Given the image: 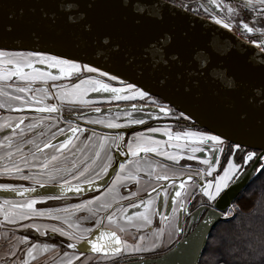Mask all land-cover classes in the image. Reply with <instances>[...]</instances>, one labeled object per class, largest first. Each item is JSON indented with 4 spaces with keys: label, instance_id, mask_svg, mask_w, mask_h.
<instances>
[{
    "label": "snow or ice",
    "instance_id": "obj_1",
    "mask_svg": "<svg viewBox=\"0 0 264 264\" xmlns=\"http://www.w3.org/2000/svg\"><path fill=\"white\" fill-rule=\"evenodd\" d=\"M264 4V0H261ZM229 12L233 11L231 8ZM0 14L3 15L4 23L0 26V42L8 36L18 32L26 31L29 37L37 44H45L64 39L68 34L81 43H96L103 46L106 50L114 54H123L129 63L142 62L147 63L156 73L160 74V83L167 86L170 79L176 81H185V93H191L193 87H199V77L207 74L208 57L199 55V65L193 61L189 63L180 54V48L189 38L190 33L186 28H182L184 18L179 14L173 17L170 14L169 7L160 3V0H33L30 3H18L17 0H3L0 3ZM216 24H222L224 28L230 25L221 19H215ZM248 33L254 31L247 23L243 25ZM264 36V33H261ZM264 52V41L256 44ZM47 65L48 68L58 69L60 75L54 76L50 72H41L36 65ZM8 67V71H4ZM86 68L88 73L98 71L97 67L82 65L74 62L73 59L60 58L57 55H45L42 51H33L24 53H6L0 51V82H9L13 77L24 82L23 86L12 87L6 90L0 86V96L5 98V103H0V108L8 107V110L16 113H24L26 109L39 113L58 114L60 107L58 104H46L45 100L50 99L47 90L43 95L30 96L29 93L34 90L29 87L37 81L47 83L48 80L56 81L62 76H68L72 73H80ZM30 69L31 71H26ZM256 71L259 74V82L249 89L245 81L239 77L229 80L223 73L217 74V81H223L226 87L238 93V100L232 101L229 107L233 108L236 118L241 124H254L252 131L259 137V143H248L245 145L242 141H233L231 136H222L221 134L210 135L198 131H184L172 133L164 131V135L169 140L183 139L190 148V155L186 158L189 160L197 159L196 153L203 152L205 146L209 147L212 155L207 159L200 161L205 165L202 175L212 177V180L200 186L202 199L201 205L204 211L208 212V217L204 220L203 227H207L210 220L217 215V210L221 204L231 195V191L242 183V177L247 178L253 172L260 171L264 176V64H261ZM101 77L107 76L109 80H119L120 87H113L99 79H88L81 81L71 90L64 89L57 91L54 95L60 104L65 102L69 104H87L83 95L88 91L110 93L112 98L120 100H135L149 98L152 94L144 88L137 87L133 83H125L115 74H108L100 71ZM82 85H88L82 88ZM35 91L39 92V89ZM155 101L153 100V103ZM35 105L34 108L30 107ZM142 111V109H139ZM99 113L101 110L96 108ZM160 112H170V108L161 107ZM26 116H19L15 120H8L0 123V133L5 134L4 142H0V148L7 149L5 156H0V161H4V172L15 175L19 180L31 181L34 185L41 188L47 185H58L59 196L49 194L42 196L40 200L27 199L18 204H12L9 201L11 211L0 208L4 211V219L7 223L16 225L20 221L31 220L34 217H48L52 220L60 221L62 219L59 213H69L68 208H55L47 212L36 211L35 205L46 202L47 200L59 199L60 196L67 193H80L84 189L82 183L93 184L91 173L100 176L107 174L113 165L112 150L124 156L132 158L140 156L141 153H155L161 155L159 142L150 140L142 135L133 137L131 142H125L123 136H97L95 132L92 136L85 137L87 129H82L79 125L69 124L70 135L65 128L58 127L53 122L48 124L47 139H41L45 136L44 121H34L26 123ZM59 117L57 116V120ZM128 120L131 124H144L143 119H133L131 113H128ZM88 123L100 124L109 129H120L127 125L115 123L111 120H89ZM35 138L27 139L29 133H37ZM152 132L160 131L157 128H151ZM57 133L65 136L62 142L56 143ZM96 141L93 143V141ZM226 142L231 144L229 155L224 159V165L221 166L217 156L224 151L223 147ZM29 147V153L26 155L24 147ZM176 147L175 144L172 145ZM240 151V159L235 158L232 149ZM51 150V151H49ZM90 150V152H89ZM126 150V151H125ZM79 153L81 160H76ZM87 159H84L85 155ZM103 155V160L101 157ZM165 155H167L165 153ZM184 157L167 155V159L179 161ZM251 164V168L248 165ZM29 174H25V170ZM35 169V171H33ZM141 163L135 159H128L127 163L119 164V173L115 177L112 186L107 189L105 196H97L95 199L87 200L85 203L77 205V209L88 211L90 217L94 219L95 227L82 228L79 223L70 221L67 216L63 217V223L70 230L63 227L53 226L51 229L45 228L42 235L49 231L53 234H59L66 237L67 248L76 250L78 244L86 242L85 248L80 249V254L68 256L64 264H76L81 260V256L89 248L93 253H103L104 256L109 254L116 255L120 253L135 254L150 252L155 246L145 245V236L140 235L137 243H128L122 234L128 231L129 226L134 221H141L145 226L152 224L150 210L155 204V198L147 201L144 212H137L133 217L123 207H117L120 204L116 192L122 180L135 181L141 183L140 176ZM149 177L155 176L157 181L176 179L175 174H170V170L155 172L149 168L146 173ZM71 177V178H69ZM189 176L188 180L191 181ZM77 181V183H73ZM167 188L168 185L163 186ZM0 190L7 192H17L20 196L32 194L37 191L36 187L15 188L8 184L0 186ZM152 191L160 190L153 188ZM185 191V182L181 180L179 185L173 187V197L177 203L176 207L171 208L172 216L164 217L170 222L178 225L179 214L186 211L187 205L180 203L182 192ZM137 193H132L135 196ZM112 195V198L108 197ZM151 195V193H149ZM127 198V197H126ZM169 193L164 191L163 203L167 204ZM99 202V203H97ZM133 208L139 209L140 205L133 203ZM250 211L255 205H241V210L245 208ZM18 210V211H17ZM200 213L198 212L197 215ZM219 215L223 216V212ZM240 220V213L233 212L228 223L236 225ZM123 221V222H121ZM28 228L40 232V228L35 224L26 225ZM202 230V229H201ZM98 231V235L93 236ZM175 231L181 229L177 226ZM237 235L230 236L221 234L205 238V247L215 250L216 254L223 258V264H228L227 257L232 256L234 259L243 260L244 264H264V219H262L260 230L257 231L252 226H246L244 233L240 232V226L236 228ZM162 238V237H161ZM191 242V241H189ZM241 242L243 246L241 247ZM25 245V250L20 253L22 259L20 264H33L37 259L40 251L47 252L48 245L33 243L27 237L20 241ZM148 264V261H144Z\"/></svg>",
    "mask_w": 264,
    "mask_h": 264
},
{
    "label": "water",
    "instance_id": "obj_2",
    "mask_svg": "<svg viewBox=\"0 0 264 264\" xmlns=\"http://www.w3.org/2000/svg\"><path fill=\"white\" fill-rule=\"evenodd\" d=\"M18 3H30L33 0H17ZM147 3L148 0H143ZM3 3V0H0ZM160 3L169 7L170 14L175 17L179 14L184 18L182 28H186L190 33L189 38L184 42L180 48V54L189 63L195 61L199 65L198 56L204 55L208 57L206 68L207 74L199 77V87H193V91L185 93L184 87L187 80L181 82L174 78L170 79L167 86L160 83V74L154 72L147 63L136 62L129 63L127 58L123 55L114 54L106 50L103 46L96 43H81L68 34L64 39L45 44H37L32 40L26 31H18L2 42H0V50L19 51V52H33L42 51L43 54L57 55L64 58H71L84 65L97 67L100 71H105L108 74H115L120 80L125 83H135L137 87L147 89L153 96L162 100L166 105L179 111L182 115L193 121L195 125L209 132L221 134L222 136H231L233 141H242L247 145L248 143H259V137L252 131L254 124H241L237 118L235 110L229 107L230 102L238 100V93L234 92L231 87H226L223 81H217V74L223 73L228 76L229 80L234 78H241L249 89L259 82V74L256 69L264 64V52L256 45L246 42L231 29L224 28L222 24H216L208 18L196 15L186 9H183L166 0H160ZM4 23L3 15L0 14V26ZM37 69L41 72H53L56 76L60 75L58 69L48 68L47 65L39 64ZM27 71H31L27 69ZM97 74V73H96ZM99 75V74H98ZM62 78V77H61ZM97 93V92H94ZM95 96V95H94ZM99 98H112L110 93L98 92ZM113 99V98H112ZM62 109V108H61ZM155 111L154 107H143L140 105H121L115 108V111ZM114 110V109H113ZM111 109H102L99 113L93 112H72L64 113V117L71 118L73 122L80 123L85 129L97 130L106 134H119L127 138L128 134L135 129H140L139 125L124 127L120 129H109L100 124H91L82 119L88 116H96L100 114H107L113 112ZM66 117V118H67ZM82 119H81V118ZM128 121V119L124 120ZM70 135V130L68 131ZM157 137L168 140L169 137L164 135ZM64 135H61L57 141H63ZM183 140V139H181ZM169 151H175L167 148ZM180 149V148H179ZM181 151V149H180ZM201 157H208L207 152L200 155ZM218 157V156H217ZM126 157L119 156L116 153L114 164L109 169L104 177L93 180L92 185L82 183L81 187L84 189L80 193H67L63 196H79L95 193L106 187L115 175L118 165L124 162ZM251 168V166L249 167ZM256 172L246 179H242L235 190L231 191V195L221 204L217 210V215L214 216L207 227H203L205 218L208 217V212L205 213L200 221H197V214L191 218L187 231L172 248L167 252L155 258L144 259H130L128 264H200L201 258L206 250L205 238L209 237V233L216 228V226L223 220V214L228 208L232 206L238 195L247 187V185L254 178ZM179 185V184H178ZM27 188V187H22ZM37 191L32 194L20 196L17 192H7L0 190V198L5 199H36L42 198L49 194L59 196V186L52 185L44 188L36 187ZM176 201L173 197V188L166 204V213L171 212V208L175 207ZM164 206L163 194L159 197L158 209L162 211ZM203 208H200L196 213H201ZM181 219H182V214ZM181 220L179 226H181ZM202 229V230H201ZM98 235V231L92 234ZM191 241V242H189ZM86 242L78 245L77 249L85 248ZM86 253H93L90 248ZM117 255V254H116ZM109 254L107 257L116 256Z\"/></svg>",
    "mask_w": 264,
    "mask_h": 264
},
{
    "label": "rangeland",
    "instance_id": "obj_3",
    "mask_svg": "<svg viewBox=\"0 0 264 264\" xmlns=\"http://www.w3.org/2000/svg\"><path fill=\"white\" fill-rule=\"evenodd\" d=\"M219 1L221 3H223V2L226 3L225 10H228V8L233 9L236 6L239 7V5H242V7L245 8V9L244 8H241V9L246 10V13H248L247 9L253 8V7L256 10L259 7H262V10H264V4L261 3V0H237L238 2L239 1L240 2L239 3L235 2L236 4L231 3L230 1H227V0H219ZM191 7H193V6H190L189 8H191ZM251 14H252V12H250V15ZM236 15H237L236 13L231 14V17H228L227 19H225V22L228 23L229 25L232 24L233 27L240 28V29H238L239 30L238 32H240L242 34L244 33L243 35L246 36L247 39H249V38L251 39V37H253V34L256 35V32L259 30H260V32L264 33V30H261L259 28H254L255 30L252 33L246 32L244 27H243V23L240 20H237V19H239V17H237ZM261 15H264V14H261ZM252 16L257 17V13L252 15ZM223 17H224V14H223ZM255 17H254V19H255ZM0 51H4V50H0ZM4 52H6V53H24V54L28 53V52L6 51V50ZM79 64H81V63H79ZM38 65L39 64H37L36 67ZM82 65H84V64H82ZM3 70L8 71V67H4ZM26 71H27V69H26ZM50 73H52V75L56 76V74H53V72H50ZM100 77L101 76L96 74V73H88L86 68H84V70L81 71L80 73H72L68 76H62L61 79L56 80V81L50 80V81H47V83H44L42 81H37L36 83L29 85V87H31L34 90L33 92H30L29 95L30 96L43 95V92L46 89L50 99L45 100L44 103L55 104L54 102L56 101L57 98L55 97L54 94L57 91L64 90V89L71 90L75 87V85L80 84L81 81H83V80L99 79V80H102L103 82L105 80V83H109L113 87H115V85H113V84L118 82L116 80H109L107 76L101 77L102 79ZM23 83L24 82L19 81L17 78L13 77L12 80L9 82H0V86H3L6 88V90L10 91V88L16 87V86H23ZM87 87H89V86L88 85H82V88H87ZM36 89H39L40 91L37 92V91H35ZM83 99L86 100L88 103L87 104H69V103L65 102L63 104H60L59 101H56L57 102L56 104H58L60 107V112L58 114L53 113V114H51V116L48 113H39V112H36L33 110H28V109H26V111L24 113L11 112L8 110V107L6 106L4 108H0V123L6 122L8 120H15L21 115L26 116L28 118L26 120V123L43 120L44 126H45L44 131L46 134L41 139H47V136L49 135V133L47 132L46 126L50 123L55 122L58 124V127L65 128L66 130L69 129L68 121H70V120L72 121V119L68 118L67 116L64 117L63 116L64 113L66 114L69 111H72L73 113L74 112H82L83 113V112H89V111L93 112V111H95L96 108H99L100 110H102V109H111V110L114 109V110H113V112L107 113V114L88 116V117H84L83 119L81 117L80 118L82 119V121L83 120L89 121V120H96V119L111 120L112 122H115V123H121V124L127 125L126 128L130 127V126L132 127L135 125H139L140 129L138 127V129H135L133 131V133L132 132L130 133L131 135L135 134V135L131 136L130 139L132 138V140H133L134 136H137V135L143 136V134H144V137H146L150 140H154V141L159 142V146H162L161 143H163L164 141H163V139L157 137V135L163 136L165 130H168L170 132L173 131V128H174L173 124H164L163 125V123H159L163 127L168 126L167 128L166 127L161 128L158 125L146 127V123L145 124H131L129 122V120L124 121L125 119L126 120L128 119V113H131V116L133 119H143L145 122H148V123L149 122H156V121H160V120H165V118H162V116H161L162 113L160 111H158L156 113L142 112V111H140V112H138V111L137 112L136 111L135 112L134 111H123V112L122 111H115V108H117L123 104L136 103V102L139 103V102L145 101L147 98L146 99L137 98L135 100L117 101V100L112 99V98H99L98 92L94 93L93 91H88L86 94L83 95ZM148 99H150V97ZM154 101H155L154 103L158 102L156 100H154ZM149 102H152V100L150 99L147 103H149ZM0 103H5V98L2 96H0ZM30 107L34 108L35 105H32ZM57 116L59 117L58 120H57ZM66 117H67V119H66ZM61 118H63L64 120L61 121ZM70 124L71 125H79L80 128L85 129L82 127V125L80 123L74 122V123H70ZM148 126H150V125H148ZM171 127H172V129H170ZM142 128H145V129H142ZM151 128H157V129H160V131L152 132L150 130ZM142 130H147V131L144 132ZM38 132H39V129L37 130V133H29L28 137H26V138L27 139L35 138L37 136ZM93 132H95L97 134V136H101V134L97 133L98 132L97 130L87 129L85 137H82L81 139H86V137L92 136ZM146 133H148L149 135ZM5 134H10V133H0V142H4ZM61 135L62 134L57 133V139L59 137H61ZM57 139L55 141L56 143L62 142V141H57ZM131 141H128V142H131ZM95 142L96 141L94 140L93 143H95ZM22 147H24V145H22ZM29 147L30 146L24 147V152L26 155L29 153ZM179 148L184 149V150L187 149L186 147H179ZM234 150H236V149H234ZM49 151H51V150H49ZM89 152H90V150H89ZM160 152L162 153L161 155H156L155 153H152V155H154L156 157H165V158H167V155H173V156L180 157L178 154H175L174 152L166 153L165 151H162V150H160ZM165 153L167 155H165ZM6 154H7V149L0 148V156H5ZM146 154L147 153H141L140 156L141 155L146 156ZM148 154H150V153H148ZM87 158H88V155L86 153L84 159H87ZM129 158L130 159H136L137 157L132 158L129 155ZM76 160H78V161L81 160L80 155L76 156ZM4 163H5L4 161H0V186H3L4 184H8V185L15 187V188L38 187V185H34L31 181L19 180L16 178L15 175H10V174L5 173L3 170L4 169ZM219 163H221V162H219ZM33 171H35V169H33ZM154 171H156V169H154ZM156 172H158V169ZM25 174L26 175L29 174L27 169L25 170ZM93 174H95V173H91L90 175L92 176ZM118 174H120V173L117 172V175ZM101 176H103V175L92 177V179L96 180V179L100 178ZM69 178H71V177H69ZM114 181H115V178L113 179V182ZM73 183L75 184V183H77V181H73ZM128 183H129V180H122L120 182L119 186L117 187V188H119V190L115 194H118V198L120 200V204L117 205V207L125 208L128 211V213H129V211L136 212L135 214L131 215V216L135 217L138 211L141 213L144 212L145 203L143 200H141V198H136V195L135 196L131 195L132 193H136V192H135V189L133 187L129 186ZM47 186H52V185L49 184ZM193 188H194V185L191 184L187 190V195H188V193L189 194L193 193ZM199 188H198V191H199ZM99 193H100V191H99ZM99 193L96 192L94 194L79 195V196H60L59 199H54V200L46 201L43 203H38L34 206L36 210H39L37 208H45L42 210V212H47L50 209H55V208H62V209L68 208V209H70L71 211L69 212V214L68 213H59V215L62 214L61 215L62 219L60 221L52 220L48 217H34L31 220L20 221L16 225L9 224V223L7 225V222L4 219L5 212L0 211V251H3V254L0 255V256H2V258H0V264H20V261L22 259L20 253L25 250V245L20 243V241L23 237H27L33 243H38L41 245H48L49 250L47 252H43V251L38 252L37 259H36V261L33 262V264H64V262L68 258L65 255V253H67L68 256H75L77 254H80L78 249L73 250V249L67 248V243H69V241H67L66 237H62L59 234H53L51 231H49L46 235H42L41 233L44 232L45 228L51 229L53 226L63 227V228H65V230H70L67 228V225L63 223V217L64 216H67V218L72 222L79 223L82 228H88V227L94 228L95 227L94 219L90 217L89 212L86 210L82 211V210L77 209V205L81 204V203H85L87 200L95 199V197H97V196H102L103 194L107 193V191L105 190L104 192L101 193V195H99ZM115 194H113V195H115ZM108 198L111 199L112 195L109 196ZM27 199L28 198H24V199H5V198L2 199V198H0V208L11 211L9 204L5 203L6 201L11 202L12 204H18V203H21ZM36 199L40 200L41 198H36ZM184 201H186V199H184ZM97 203H99V202H97ZM133 203L139 204L140 205L139 209L133 208L132 207ZM153 209H154V207H153ZM153 209L150 210L151 217H152ZM235 209H236V207L233 203L232 206L230 208H228L227 211L224 213L225 220L230 218L231 214L233 212H235ZM121 222H123V221H121ZM168 222H169L168 220L161 218L159 215L157 217V220L155 218H154V220L152 219L151 225L153 227H155V232L153 234H151L150 232L147 231V228L150 229V227H152L151 225H149L146 228V226L141 221H134V224L139 225V227L129 226L128 231L123 234L124 239H126L128 241V243H130V244L131 243H137L138 237L140 235H144L145 236V245L149 246V247H152L153 241H155V246L153 247L152 251H150V252L146 251L144 253H135V255H139V254L153 255V254H155L154 252H162V251L166 250V247L169 248V246H170L169 244H171L172 242L182 238V235L176 234L177 232H175L174 223L173 222L168 223ZM30 224L37 225L40 228V232H36L35 229H33V228L26 227V225H30ZM168 228L169 229L172 228L173 232H172V234H169V236L168 235L166 236ZM136 231H141L142 233L140 235H138V234H135ZM164 237L166 239H164ZM151 253H153V254H151ZM122 254H126V253H122ZM83 255L81 256L80 261H76V264H77V262H79V263L88 262L92 259H97L100 263L112 260L111 257L110 258H108V257L99 258L96 256L97 257L96 258L94 255L93 256L92 255L83 256ZM127 255H132V254H127Z\"/></svg>",
    "mask_w": 264,
    "mask_h": 264
},
{
    "label": "flooded vegetation",
    "instance_id": "obj_4",
    "mask_svg": "<svg viewBox=\"0 0 264 264\" xmlns=\"http://www.w3.org/2000/svg\"><path fill=\"white\" fill-rule=\"evenodd\" d=\"M166 1L173 3V4L179 6L183 9H186V10H188V11H190L196 15H199L201 17H205V18H208V19L214 20V21H215V19H221L225 22V19H227L228 17H231V14L236 13L237 14L236 16L239 17V19H237V20H240L243 23V25L245 23H247L250 27L259 28L261 30H264L263 29L264 28V24H263L264 23V15H261V14H264V10H262V7H259L257 10L254 9V7L249 8V9H247L248 13H246V10L241 9L244 7H242V5H239L240 8L238 6H236L232 9L233 11L229 12L228 10H225L226 3H224V2L221 3L219 0H166ZM227 1H230L231 3H234V4H236L235 2H238L237 0H227ZM190 6H193V7L189 8ZM250 12H252L251 15H250ZM256 13H257V17L254 16L255 17V19H254V17L252 15H254ZM223 14H224V17H223ZM230 26L232 28V29L230 28L232 30V32L237 34L239 37H241L246 42H249L251 44L256 45V44L264 41V36L261 35L262 32H260V30L256 32V35L253 34V37H251V39L250 38L247 39V37L243 35L244 33L242 34V33L238 32L239 31L238 29H240V28L233 27L232 24H230ZM104 82H105V80H104ZM113 85H115V87L121 86L119 81ZM150 99L152 100V102L147 103ZM150 99L147 98L145 101H142L139 103L136 102V103L123 104V105H140L143 107H154V108H156L155 111H151V110L142 111V112H153V113L158 112L159 108H161V107L171 109V111L167 112V113L161 112L162 113L161 116H162V118H165V120H160V121H156V122H149V123L145 122L146 127L158 125L161 128H165L166 126L163 127L159 123H163V125L164 124H173L174 128H173V131H171V132L174 134L184 132V131H198V132H202L205 134L214 135L213 133L209 132L208 130L202 129V128L198 127L197 125H195V123L193 121L189 120L187 117L182 115L179 111H177V110L171 108L170 106L166 105L159 98L150 96ZM153 100H156L158 102L153 103ZM68 113H70V112H68ZM63 120L64 119L61 118V121H63ZM70 123H74V122H72L70 120V121H68V124H70ZM148 125H150V126H148ZM145 128H142V129H145ZM170 129H172V127ZM69 130L70 129H68L67 131H69ZM142 131L145 132L147 130H142ZM97 133H99L101 135H108L106 133L104 134V133L99 132V131ZM146 134H148V133H146ZM111 135L112 136H120L119 134H117V135L116 134H110V136ZM133 135H135V134H132V135L128 134L127 138L125 139V142L131 141L132 138L130 139V137ZM143 136H144V134H143ZM165 142L168 143V146H167L168 148H170L172 150L175 149V151H177V153L178 152L180 153L179 156L184 157V158L180 159L179 161H172V160H169L167 158L165 159L162 157H156V156L152 155V153H150V154L147 153L146 156H139L135 160L140 162L142 165L143 170L138 173V175L140 176V179H141V183L137 184L135 181L129 180L128 184H129V186H131L135 189V192L137 193L136 198H141V200L144 201L145 205L147 204V201L149 199H151L153 197L155 198V204H154V209H153V213H152V219L153 220H154V218L157 220L158 215L163 219H164V217H171L172 216V212H170L169 214L166 213V204H164L161 212H159V209H158L159 197L161 194H164V191H167L169 193V196H170L172 188L174 187V185H178L181 182V180H183L185 182V191L182 192V197H185L187 195V190H188L189 186L191 184H193L194 185L193 193L192 194L188 193L186 201H184V199H182L180 201V203H184L187 205L186 211L183 212L182 219H181V214H179L178 225L176 223H174L175 228L178 226L181 229V231H179V232L175 231V232H177L176 234L182 235V237H183V235L185 234V232L188 229L191 218L197 214L196 212L200 208H202V205L200 202L204 198H202L200 191H198V188L200 186H202L204 183H207L208 181L212 180V177H205L204 175H202L206 166L203 165L202 163H200L201 160L207 159L208 157H210L212 155V152L209 150L208 146H205V150L203 152H199V153L195 154L197 156V159L189 160L186 157L191 154L190 148H189V145L184 140H178V141L171 140L170 141L168 139V140H165ZM173 144H175L176 147H173L172 146ZM179 147H186L187 149L186 150L181 149V151H180ZM218 147L224 148L223 153L218 155V157H217L219 162H221L220 165L223 166L225 157H228V155H229V148L231 147V144L229 142H226L224 145H220ZM232 151L235 154V158L237 160H239L240 159V151L234 150V149H232ZM205 152H207L208 157H201L200 155L204 154ZM116 153L117 152L115 151V149H113L112 153H111L113 156V164H114V158L116 156ZM117 154L119 156L126 157V160L124 162L120 161V163L126 164L127 160L130 159L129 156L127 157V156L121 155L119 153H117ZM250 166H251V164L248 165V168ZM149 168H151L153 173H155L157 171V169H158V172H162L164 170H170V174H175L176 179L174 182L172 180L157 181L155 179L154 175L152 177H149L148 175H146V173L149 171ZM154 169H156V171H154ZM117 172H119V165L117 167L115 175L112 177V180L109 182V184L106 187H104L102 190H100V193H99V191L97 192V193H99V195H101V193L104 192L105 190L107 191V189L110 186H112L113 179L117 175ZM105 175L106 174H104L101 177H104ZM189 176L192 177L191 181L188 180ZM165 185H168V187L164 188L163 186H165ZM153 188H156L160 191L154 192V191H152ZM118 190H119V188L116 189V192H118ZM149 193H151V195H149ZM90 194H94V193H90ZM105 194H103L102 196H105ZM176 206H177V203H176L175 207ZM135 213L136 212H134V211H129L128 214L133 215ZM205 213H206V211L202 210V212L199 215H197V217H196L197 221H200L203 218V216L205 215ZM180 220L182 221L181 226H179ZM148 226L149 225H147L146 228ZM147 231L150 232L151 234H153L155 232V227L152 226V227H150V229L147 228ZM141 233H142L141 231H136L135 234L140 235ZM167 235H168V229H167L166 236ZM122 236H123V234H122ZM164 239H166V238L164 237ZM179 240H181V239H178V240L172 242L171 244H169L170 245L169 248L166 247V250H164L162 252H154L155 254L151 253L153 255H147V254L127 255V254L120 253V254H117L116 256H112L111 257L112 260H109L107 262L100 263L97 259H92L88 262H81V263L77 262V264H128L131 262L130 259H138L139 257L144 258V259L155 258V257H158V256L162 255L163 253L167 252ZM86 255H92V256L94 255L95 257L97 256L99 258L107 257V256H104L103 254H91V253H84L83 256H86ZM108 258H110V257H108Z\"/></svg>",
    "mask_w": 264,
    "mask_h": 264
},
{
    "label": "trees",
    "instance_id": "obj_5",
    "mask_svg": "<svg viewBox=\"0 0 264 264\" xmlns=\"http://www.w3.org/2000/svg\"><path fill=\"white\" fill-rule=\"evenodd\" d=\"M255 205L250 211L246 207L241 210V205ZM234 205L235 213H240V220L236 225L223 220L212 231V236H220L221 234L235 236L237 235L236 228L240 226V232L244 233L246 226H252L257 231L260 230L262 219H264V176L260 171H256L254 178L247 187L236 198ZM243 246L241 242V247ZM228 264H244L243 260L234 259L232 256L227 257ZM200 264H223V258L216 254L215 250L206 248Z\"/></svg>",
    "mask_w": 264,
    "mask_h": 264
},
{
    "label": "bare ground",
    "instance_id": "obj_6",
    "mask_svg": "<svg viewBox=\"0 0 264 264\" xmlns=\"http://www.w3.org/2000/svg\"><path fill=\"white\" fill-rule=\"evenodd\" d=\"M212 21H214V20H212ZM231 28V26L228 28V29H230ZM232 29V28H231ZM46 55V54H45ZM49 55V54H48ZM60 57V56H59ZM60 58H64V57H60ZM64 59H68V58H64ZM74 62H77V63H79L78 61H76V60H74ZM82 64V63H81ZM87 66H89V65H87ZM99 72H100V70H98L97 72H95V73H97V74H99ZM48 81H50V80H48ZM116 81H119V80H116ZM162 144V146H159V149L160 150H162V151H165L166 153H168L169 151H168V143L167 142H163V143H161ZM160 144V145H161ZM165 146V147H164ZM172 232H173V230H172V228H170V229H168V236H169V234H172Z\"/></svg>",
    "mask_w": 264,
    "mask_h": 264
},
{
    "label": "crops",
    "instance_id": "obj_7",
    "mask_svg": "<svg viewBox=\"0 0 264 264\" xmlns=\"http://www.w3.org/2000/svg\"><path fill=\"white\" fill-rule=\"evenodd\" d=\"M56 101H59L58 99H56ZM54 102L55 104L57 103V102ZM101 136H103V135H101ZM107 136H110L109 134L107 135ZM169 151V150H168ZM169 152H174L175 154H178V155H180V153L178 152L177 153V151H169ZM77 156H79V153L77 154ZM142 156V155H141ZM162 158H165V157H162ZM166 159V158H165ZM101 160H103V155H102V158H101ZM95 176H97V175H95V174H93L92 175V177H95ZM115 194V193H114ZM113 195V194H112ZM111 196V195H110ZM47 201H50V200H47ZM153 207H154V205H153ZM153 207H152V209H153ZM37 209H39V210H36V211H40V212H42V210L43 209H45V208H37ZM62 215V214H61ZM173 223H175V222H173ZM172 224V223H171ZM7 225H8V223H7ZM172 226V225H171ZM169 229V228H168ZM8 236V235H7ZM123 238H124V236H123ZM3 254V251H0V255H2ZM0 258H2V256H0Z\"/></svg>",
    "mask_w": 264,
    "mask_h": 264
},
{
    "label": "built area",
    "instance_id": "obj_8",
    "mask_svg": "<svg viewBox=\"0 0 264 264\" xmlns=\"http://www.w3.org/2000/svg\"><path fill=\"white\" fill-rule=\"evenodd\" d=\"M73 122V121H72Z\"/></svg>",
    "mask_w": 264,
    "mask_h": 264
}]
</instances>
